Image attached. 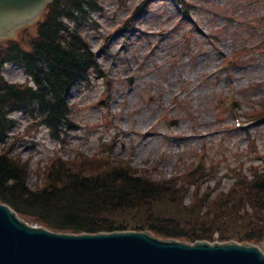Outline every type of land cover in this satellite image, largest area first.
<instances>
[{
	"label": "rangeland",
	"instance_id": "rangeland-1",
	"mask_svg": "<svg viewBox=\"0 0 264 264\" xmlns=\"http://www.w3.org/2000/svg\"><path fill=\"white\" fill-rule=\"evenodd\" d=\"M91 4L79 31L95 68L67 92L65 124L52 131L37 115L15 112L0 144L30 189L50 168L80 178L117 165L155 182L172 178L184 208L203 196L212 207L236 174L264 168V0ZM35 29L9 41L25 45ZM1 76L26 82L10 63Z\"/></svg>",
	"mask_w": 264,
	"mask_h": 264
},
{
	"label": "trees",
	"instance_id": "trees-1",
	"mask_svg": "<svg viewBox=\"0 0 264 264\" xmlns=\"http://www.w3.org/2000/svg\"><path fill=\"white\" fill-rule=\"evenodd\" d=\"M89 10L91 0H54L25 45L0 42V144L14 127L12 112L37 115L52 131L65 124L67 92L95 68L79 31ZM5 63L22 68L30 85L7 83L1 76ZM58 168H50L41 188L32 190L25 171L1 154L0 202L55 232L147 231L188 242L264 243V172L236 181L212 207L203 196V204L195 198L188 209L182 206L184 189L173 180L155 182L117 165L80 178L64 177Z\"/></svg>",
	"mask_w": 264,
	"mask_h": 264
},
{
	"label": "water",
	"instance_id": "water-1",
	"mask_svg": "<svg viewBox=\"0 0 264 264\" xmlns=\"http://www.w3.org/2000/svg\"><path fill=\"white\" fill-rule=\"evenodd\" d=\"M53 0H0V40L35 23ZM0 264H264L255 246L188 245L145 232L66 234L32 227L0 203Z\"/></svg>",
	"mask_w": 264,
	"mask_h": 264
},
{
	"label": "bare ground",
	"instance_id": "bare-ground-1",
	"mask_svg": "<svg viewBox=\"0 0 264 264\" xmlns=\"http://www.w3.org/2000/svg\"><path fill=\"white\" fill-rule=\"evenodd\" d=\"M170 95H172V93H171ZM66 99H67V97H66ZM233 104H234V103H233ZM149 131H150V130H148V131L142 130L141 133H142V135H145V136L147 135V136H149ZM135 132H136V131H135ZM197 136H198V135H197ZM206 136H207V135H206Z\"/></svg>",
	"mask_w": 264,
	"mask_h": 264
}]
</instances>
